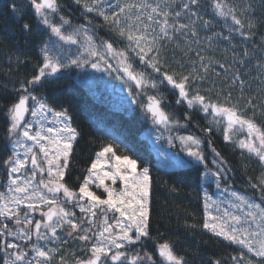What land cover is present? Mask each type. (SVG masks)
<instances>
[{"label":"trees","instance_id":"trees-1","mask_svg":"<svg viewBox=\"0 0 264 264\" xmlns=\"http://www.w3.org/2000/svg\"><path fill=\"white\" fill-rule=\"evenodd\" d=\"M84 2L93 5L94 0H82L80 4L75 0H58L59 11L49 12V19L57 25L62 23L61 17L69 20L70 25H64L65 32L83 28L93 37L97 46L110 42L115 49L123 50L131 56L136 66L140 65L154 74L153 69L129 48L131 42L121 37L118 30L110 22L104 21L97 12H88L83 6ZM144 2L145 0H119L121 6ZM220 2L235 8L238 18L246 23L251 21L255 27H245L241 30L245 35H241L236 30L239 26L234 24L231 17L218 14L215 9L216 0H198L197 4H192L191 0H147V3L153 5L159 3L162 7L168 6V10L173 13L181 12L179 17L170 16V23H176L177 26L189 24L196 31V35H193L189 29L176 32L169 28L170 36L163 37L157 44L160 49L161 73L155 72L154 76L162 79L165 71L170 74L194 73V76L200 78L192 80L190 96L199 92L206 97V102L236 105L242 111L246 110L249 117L255 111L256 123L264 129V0ZM186 3L190 10L183 7ZM12 5L15 6V11ZM101 7L109 14L119 11L117 0H104ZM137 12V9H133L130 14L134 16ZM193 12L196 13L195 16L192 15ZM205 21L210 23L206 25ZM25 24L29 25L30 30L24 28ZM153 28L159 33V26L153 24L148 29L149 34ZM249 32L251 35H248ZM81 39L83 40L82 37ZM45 45L53 56L64 62L80 55L82 48L80 45H68L59 41L50 28L42 23L31 0H0L2 182L9 177L4 162L12 155L8 109L21 95L26 94L20 90L21 85H27L38 73L43 64L42 49ZM99 51L103 52V47H99ZM201 56L205 58L203 62L200 60ZM204 66H207V72H204ZM111 78L70 66L62 69L53 79L44 78L39 85L28 86L29 92L52 109H67L72 117V126L80 133L73 145L63 183L73 191H78L96 154L103 146L113 144L118 154L126 152L149 167L152 176L150 236L142 238L141 243L135 245V248L140 247L136 250H147L154 257V264H166L158 254V247L159 244L168 242L175 254L185 259L186 264H214L216 260L221 264H236L240 257L239 248L202 227L205 221L203 187L217 185L215 181L203 179L207 165L188 161L180 167L168 168L161 154L144 135L151 126L145 106L149 96L160 99L170 119L179 125V134H192L203 139L205 163L210 165L211 159L216 157L221 160L226 174L218 178L219 184H228L240 192L259 198L261 189L254 185H259L264 180V163L247 149L240 147L239 141L247 138L243 135L246 129L234 127L232 132L227 131V124L222 117L214 118V114H210L211 110L206 113L198 104L189 108L187 102L179 97V90L173 89L167 82L158 84L155 89L145 86L140 90L130 81L128 88L134 101H122L106 85L105 80ZM240 80L244 81L243 85ZM249 100L256 105L254 110L248 107ZM209 128L212 129L211 132L207 131ZM226 132L227 135L230 134L228 140L225 139ZM55 241L57 243L52 241L45 246L46 249H58L53 253L51 264H60L61 257L76 264L78 259H86L90 255V248L84 247V244L89 246V243L80 241L78 235L74 240L65 241L61 238ZM30 249L31 247L28 248L29 257L33 255ZM233 257H237V260H233Z\"/></svg>","mask_w":264,"mask_h":264},{"label":"snow or ice","instance_id":"snow-or-ice-1","mask_svg":"<svg viewBox=\"0 0 264 264\" xmlns=\"http://www.w3.org/2000/svg\"><path fill=\"white\" fill-rule=\"evenodd\" d=\"M75 2L80 4L82 0H75ZM103 3L104 0H94L93 5L84 2L83 6L88 12L95 11L103 17L104 21L110 22L113 28L118 30L121 37L131 42L129 48L135 52L136 56L156 73H161L160 49L157 44L163 37L170 36L169 28L176 32L189 29L193 35H196L194 26L189 24L177 26L176 23H170V16L179 17L181 12L173 13L168 10V6L162 7L159 3L153 5L147 3V0L144 3L121 6L117 0L119 11H113L109 14L101 7ZM191 3L197 4L198 0H191ZM31 4L42 23L50 28L59 41L68 45H80L88 56L95 57L96 61L82 58L83 54H81L64 62L59 57L53 56L48 46L45 45L42 49L43 64L38 73L27 82V85H21L20 90L26 94L21 95L18 101L8 109L10 119L8 132L10 138H13V152L4 163L9 173L7 192L11 195L0 193V217H3L5 221H12L16 228H10L6 222L0 224V238L5 240V250H13L8 253L11 259L8 260L7 264H18V262L19 264H51L53 253L57 252L58 249H46L40 246L38 241L51 239L59 241L61 237L57 234L58 229H63L65 225L72 230L69 235H72V232L82 233L78 236L79 240L88 242L92 236L96 237V242L91 244L89 249L90 256L86 259H78L76 264H125V262L127 264H148L151 257L147 254L145 257L135 254L129 259L128 253L122 249H125L126 245L135 244L142 238L150 236L152 176L149 167L142 165L137 158H133L126 152L118 154L117 148L113 144H107L96 154V159L87 169L88 175L84 178L78 192L70 189L63 181L69 167L68 162L73 152V145L80 133L72 126V117L68 114L67 109L54 111L46 102L29 92L28 86L39 85L44 78L54 76L62 69L70 66L79 68L91 64L93 69L101 70L100 62L103 61L107 64L106 53L119 57L118 63L123 72L138 87L150 86L155 89L157 82L147 80L143 72H134L132 64L128 62L127 53L115 49L112 43L103 42L102 45L97 46L93 37L83 28L65 32L64 25H70V21L63 17H61L62 23L60 25L52 23L48 13L59 11L58 0H31ZM11 7L15 11V6L12 5ZM183 7L189 9V4L186 3ZM133 9L138 10L134 16L130 14ZM215 9L220 16L231 17L234 24L239 26L236 30L240 31L241 35H245L241 31L245 27L249 29L255 27L251 21L246 23L238 18L236 9L226 3H221L220 0H216ZM192 15L195 16L196 13L193 12ZM194 23L193 21V25ZM208 23L210 22L205 21L206 25ZM153 24L159 26V33H156L155 28H153L152 33L149 34L148 29ZM24 28L30 30L27 24L24 25ZM248 35L251 33L249 32ZM99 47H103V53L99 51ZM151 53L155 54L150 55ZM247 54L245 51V55ZM197 55L199 56V53ZM204 59V57H200L201 62ZM108 67L110 68L111 65ZM207 71V66H204V72ZM196 78L200 77L194 76V73L187 75L183 73L170 74L165 71L162 73L160 83L166 81L173 89H178L179 97L187 102L189 108L198 104L206 113L211 110L210 114H214V118L216 116L225 117L227 119V131H231L236 126H239L240 130L246 129L248 137H252V139L239 141L240 147L247 149L264 163V129L256 123L255 111L249 117L246 110L242 111L236 105L225 106L206 102V97L199 92L190 96L189 90L192 86V80ZM240 84L243 85L244 81L240 80ZM29 101L32 102L31 105ZM148 101L145 106L146 113L151 116L154 123L167 126L170 123V118L161 108V100L157 99L156 96H149ZM179 102L180 100L177 101V103ZM247 105L253 110L256 107L250 100L247 101ZM29 113L33 117L45 119L48 113H52L54 122L60 126L45 128L41 123L40 129L33 132V125L25 121V116ZM37 123H40V120ZM207 131L211 132L212 129L209 128ZM157 138L159 139V137ZM169 139L171 142V138ZM225 139H230L227 132ZM179 140L188 155L198 161L204 159L201 152L192 147L193 145L199 146L200 140L192 136L179 137ZM26 141L32 143L28 144ZM19 147L25 149L23 157L20 152L16 151ZM217 155L219 156V153ZM109 162H112L110 170L104 171L105 165ZM29 163L32 166L29 170L30 177L20 176L19 174L23 170L28 169ZM37 171L47 173L48 179L37 181ZM215 175L219 176L220 173L217 172ZM106 181H111V185ZM117 181L122 183V187H115ZM90 185L102 188L105 195H98L91 189ZM254 187H260L261 191L264 192V180H261L260 184L254 185ZM60 193L64 196L63 201L58 198L57 194ZM232 195L240 202L236 205L238 208L244 206L249 211L243 217L225 211L224 219H221L209 211L208 201L211 198L205 193L206 218L202 227L216 236H222L225 240L246 248L248 252L254 253L256 256L264 257V207L249 202L246 197L235 192ZM72 202H75L74 206L78 207L81 213L86 214L81 219L90 227H83L82 223L77 221L76 213L64 206L65 203ZM42 206H47V211H43ZM37 211H40L42 219L34 221L31 214ZM98 211L102 216V223L99 226L95 224ZM109 212L119 214L118 217L114 215V224H110L108 221ZM92 227H97L95 233H92ZM89 233H92V236ZM33 235H35L37 243L31 245L30 251L34 253L31 257H29L28 250H21L20 244L7 241V237L12 236L29 242L32 241ZM158 252L166 264H186L185 259L177 256L168 242L159 244ZM243 256L244 253L241 252L239 260L237 257H233V260H237V264H240ZM60 264H65L63 257L60 258ZM214 264H221V262L216 260ZM248 264H252V261H248Z\"/></svg>","mask_w":264,"mask_h":264},{"label":"rangeland","instance_id":"rangeland-1","mask_svg":"<svg viewBox=\"0 0 264 264\" xmlns=\"http://www.w3.org/2000/svg\"><path fill=\"white\" fill-rule=\"evenodd\" d=\"M118 51H120V50H118ZM81 54H83L82 58H87L93 62L96 61L95 57H89L88 56V54L84 51L83 47L81 48V51H80V55ZM105 59L107 60V64H105L103 61L100 62L101 63V70L93 69L91 67V64H87L81 68H83L87 71H90L92 73L93 72L99 73V75L101 74L105 78H107V76L112 77L110 80H105L106 85H108L109 90H111L113 93H115L116 96L122 101H124V100L134 101L133 97L130 95V91L128 88L131 80L123 72L122 67L118 63L119 57H114L111 54L106 53ZM128 62L132 64V69L134 72H137V73L143 72L145 74V77L147 80L156 81L157 85L158 84L163 85L166 83V81L164 83H160L161 79L155 78V76H154L155 72L154 71H153L154 72V74H153L151 72H148V70L141 67L140 65H137V66H139V67H137L134 64L133 60H131V56H129V55H128ZM108 65H111V67L109 68ZM57 76H58V74L54 75V76H48L46 78L47 79H53V77H57ZM132 82L134 83V87H137L140 90L145 88V86L144 87H138L134 81H132ZM148 102H147V104H148ZM29 103H30V105L32 104L31 101H29ZM54 111H57V110H54ZM145 112H146V110H145ZM168 116H169V114H168ZM169 118H170V116H169ZM147 119L149 120V123L151 124V126L148 129V131L146 132V134H144V135L146 137H148L150 144L153 143L152 145L158 150V152L161 154L162 158L166 161V163L164 161V164H166V166L168 168L180 167L183 164L185 165V163H187L188 161H191L193 163L199 162V163H203L204 165H207V168H205V171H204V178L203 179H205L206 181H215L217 184V185L213 184L212 186L209 185L208 187L207 186L203 187V189H204V191H203L204 203H205V193H206L207 196L211 198L208 201V203L210 206L209 211H211L213 215L219 216L221 219H224L223 214L225 211H227L231 214H235V215H239V216L243 217L245 215V213L247 211H249V209H247L244 206H241L239 208L236 206L240 202L238 200H236V198L232 195V193H234V192L239 194V195L246 197L249 202L255 203V204L260 205L261 207H264V195H263L264 192L259 191V193H258L259 198L257 196L254 198V196H251L248 193L240 192V191L236 190L235 188H232L228 184H226V185L225 184L222 185V183H221V185L219 184L218 178L225 173L223 164L218 157L212 158L210 165H208V163L207 164L205 163L206 162V156H204V153L202 150L203 145H204V143L202 142L203 139H200V138H198V136L192 135V134H179V132H178L179 125L173 123L174 121L171 119H170V123L168 126H161V125L158 126L157 124H155L153 122V119H151L150 115H148V114H147ZM222 119H223V117H222ZM38 120H40V123H37ZM26 122L31 123L33 125V128H32L33 132L38 131L40 129L41 123L44 125L45 128L46 127H59L60 126L59 124H56L54 122V117H53L52 113H48L46 119L42 118V117H33L31 114H29V117H28V119H26ZM232 131L233 130H231V132ZM244 132L247 134V130L246 131L244 130ZM245 133L243 134L244 137H247L245 140L252 139V137H248V135L245 136ZM228 135H230V134H228ZM188 136L195 137L196 139L201 141L199 146L193 145L192 147L194 150H199L201 152V154L204 157V159L202 161H198L194 157L188 155V152L185 150V147L183 145H181L179 137H188ZM157 137H159V139ZM169 138H171V142H170ZM10 140H11V146H12L13 138H10ZM26 143L31 144L32 142L26 141ZM155 148H154V150H155ZM16 151L20 152L21 156L23 157L24 151H25L24 148L19 147L16 149ZM11 152H13V148H12ZM158 152H157V154H158ZM211 152H212V150H211ZM213 155H215L214 152H213ZM252 155L255 156L253 153H252ZM158 156H159V154H158ZM255 157H257V156H255ZM111 163L112 162H109V164L105 165L104 171L110 170ZM164 164L162 163V165H164ZM31 168H32V166L29 163L28 169L23 170L19 175L22 177H25V178H29L30 177V171L29 170H31ZM217 172L220 173L219 176L215 175ZM26 173H27V175H26ZM40 179L47 180L48 179L47 173H39L37 171L36 180L39 181ZM8 183H9V177H8V180L5 182L0 181V193H4L5 195H11V193L7 192ZM106 183L111 185V181H106ZM218 184H219V186H218ZM90 187L98 195H102V196L105 195V194H103L102 188H96L95 185H90ZM115 187H117V188L122 187V183L120 181H117V184L115 185ZM212 189H215V191L212 192ZM57 195L61 201L64 200V196L62 193L57 194ZM81 203H84V202L81 201ZM74 205H75V202H72V203H65L64 206L67 209H69L70 211H74L76 213V219H77V221H80L82 223L83 227H90L89 224L84 223L81 219L86 214L81 213L79 211V208L74 206ZM42 209H43V211H47V206H42ZM114 215H115V217L119 216L118 213H115V214H113L111 212L108 213V221L110 224L115 223V219L113 218ZM204 216L206 218V213ZM31 218L34 221H37L38 218H41L40 211L32 213ZM5 222L8 223L10 228H14V229L16 228V226L14 225V223L12 221H5L3 217H0V224L5 223ZM101 223H102V216H101L100 212L98 211L97 216L95 218V224L97 226H99V225H101ZM253 227H254V225H253ZM205 230H207V229H205ZM71 231L72 230L69 229L67 227V225H65V227L63 229H58L57 234L65 241L74 240L77 235L79 236L82 234L79 232H72V235H69V232H71ZM96 231H97V227H92V233H95ZM117 231H118V229H117ZM208 232H210V231H208ZM92 233H89V235L92 236ZM210 233L213 234L212 232H210ZM213 235H215V234H213ZM217 237L223 239L224 241H226L230 244L235 245L237 248H239L240 253L241 252L244 253L243 259H242V261H240V264H248V261H252V264H264V263H259L260 261L264 262V257L256 256L254 253L248 252L246 248H243L242 246H240L238 244H235V243H232L230 241L225 240L222 236H217ZM3 239L4 238H0V245H1V242ZM7 240H8V238H7ZM52 241L54 242V244L57 243L55 241V239L40 240V241H38V243L40 246L45 247L48 244H51ZM80 241H82V240H80ZM8 242H14V243L20 244L21 250H28V248L31 247V245L33 243H37L35 235H33L32 241H29V242H25V241L19 240L17 238H14L13 241L10 240ZM82 242L84 243L85 241H82ZM95 242H96V237L92 236V239H90L88 241L89 246L84 244V247L90 248L91 244H93ZM140 243H141V241H139L135 244L126 245V248L122 249V250L126 251L128 253L129 259L131 258L132 255H135V254H139L141 257H145V254H147V256L151 257V261L148 262L149 264H151L152 262L155 261V259H154V257H152V255L147 250H143V251L142 250H136L140 247L135 248V245L140 244ZM5 248H6V245L2 249L0 246V250H1L0 254L2 253L4 255V257H8V260H9V259H11V257H9L8 252H12L13 250L7 249V251H6ZM32 254L34 255V253H32ZM160 258L163 260L162 257H160ZM64 261H65V264H74L75 263L72 260H64ZM5 264H7V262ZM125 264H127V262H125ZM236 264H237V262H236Z\"/></svg>","mask_w":264,"mask_h":264},{"label":"flooded vegetation","instance_id":"flooded-vegetation-1","mask_svg":"<svg viewBox=\"0 0 264 264\" xmlns=\"http://www.w3.org/2000/svg\"><path fill=\"white\" fill-rule=\"evenodd\" d=\"M42 219V217L41 218H38V220H41ZM8 238V240L7 241H10V240H14V238H12V239H9V236L7 237ZM6 244H5V240L3 239L2 240V242H1V247L3 248L4 246H5ZM0 252H1V250H0ZM9 253V252H8ZM1 256H0V264H5L6 262H8V257H4V255L1 253L0 254ZM8 256V255H7ZM19 263V262H18Z\"/></svg>","mask_w":264,"mask_h":264},{"label":"water","instance_id":"water-1","mask_svg":"<svg viewBox=\"0 0 264 264\" xmlns=\"http://www.w3.org/2000/svg\"><path fill=\"white\" fill-rule=\"evenodd\" d=\"M58 74V73H57ZM57 74H55V75H57ZM161 106V105H160ZM28 115L29 114H27L26 116H25V119H27V117H28ZM224 119H225V123L227 124V119L224 117ZM26 121V120H25ZM157 124V123H156ZM169 124V123H168ZM158 125H160V124H158ZM161 125H163V124H161ZM236 127H239V126H236ZM10 238L12 237V236H9ZM159 253V252H158Z\"/></svg>","mask_w":264,"mask_h":264}]
</instances>
